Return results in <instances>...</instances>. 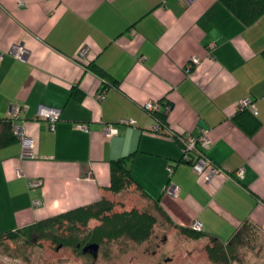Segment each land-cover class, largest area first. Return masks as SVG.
<instances>
[{
    "label": "crops",
    "instance_id": "crops-1",
    "mask_svg": "<svg viewBox=\"0 0 264 264\" xmlns=\"http://www.w3.org/2000/svg\"><path fill=\"white\" fill-rule=\"evenodd\" d=\"M24 1L0 0V118L17 128V140L0 147V243L61 212L123 199L109 189V163L123 156L128 188L157 204L176 232L199 219L204 240L226 244L245 225L264 233V14L246 25L220 0ZM15 43L28 49L24 60L8 53ZM192 55L200 62L186 72ZM242 98L257 110L251 133L235 121ZM147 100L161 104L164 133L151 131L158 118L144 110ZM40 106L60 110L53 130ZM107 123L117 133L105 136ZM168 130H205L208 156L229 174L205 182ZM21 135L33 139V157H21ZM239 167L242 177L232 174ZM38 178L31 190L28 180ZM169 181L177 196L163 191Z\"/></svg>",
    "mask_w": 264,
    "mask_h": 264
},
{
    "label": "rangeland",
    "instance_id": "rangeland-1",
    "mask_svg": "<svg viewBox=\"0 0 264 264\" xmlns=\"http://www.w3.org/2000/svg\"><path fill=\"white\" fill-rule=\"evenodd\" d=\"M122 194L123 199L114 198L116 205L113 211H120L125 204H118L129 200L133 202V205H128L130 209L136 207L144 210L150 206L133 189L125 188ZM140 202L141 205L136 204ZM99 224V220L90 219L79 231L66 230L63 224L53 232H36L29 239H25L22 234L14 238H2V264H223L213 262L208 257L206 247L212 244L211 239L187 237L161 222L153 226L152 234L145 241L135 242L124 234L103 241L99 244L97 257L83 253L75 246L52 241L55 234L67 236L73 233L83 238ZM241 230V243L233 246L226 264H264V233L251 226Z\"/></svg>",
    "mask_w": 264,
    "mask_h": 264
},
{
    "label": "trees",
    "instance_id": "trees-1",
    "mask_svg": "<svg viewBox=\"0 0 264 264\" xmlns=\"http://www.w3.org/2000/svg\"><path fill=\"white\" fill-rule=\"evenodd\" d=\"M220 1L246 25L253 23L264 14V0ZM156 115L159 121H164L160 113L157 112L155 116ZM246 115L250 117L249 121H244L242 119V116ZM235 121L248 133L253 132L258 126V122L248 109H239V112L235 116ZM16 140L17 135L14 129V120L12 118H0V147ZM128 160V156H123L113 159L109 163V189L115 193L128 188L133 182L130 170L127 166ZM115 203L116 201L103 197L93 203L78 206L46 219L39 220L34 224L24 227L20 231L8 232L1 237L14 238L16 235L22 234L25 239H29L32 234L36 232L43 234H46V231L53 232L56 227L59 228L63 224H65L66 230L79 231V228L85 227L90 219L99 220L100 224L90 229L83 238H78V236L73 233L67 236L55 234V236L52 237V241L62 242L64 245H72L75 246L77 250H82L85 244L92 242L100 244L105 240L123 234L135 242L145 241L152 234V229L155 224H160V222L164 224L168 223V216H165V214L161 212L162 210L157 204H151L149 208L144 210H138L136 207H133L130 210L113 211V207L116 205ZM241 229L226 244L216 238H210L212 244L206 247L208 257L213 262L226 264L233 246L237 245V243H241ZM178 231L180 234L187 237H201L203 232L194 230L191 227H178Z\"/></svg>",
    "mask_w": 264,
    "mask_h": 264
},
{
    "label": "built area",
    "instance_id": "built-area-1",
    "mask_svg": "<svg viewBox=\"0 0 264 264\" xmlns=\"http://www.w3.org/2000/svg\"><path fill=\"white\" fill-rule=\"evenodd\" d=\"M184 1H191V0H184ZM18 5H25L24 0H17ZM86 52V48H82L80 53L84 55ZM8 53L13 55L15 58L19 60H24L28 54V49L26 48L24 43H15L13 44ZM4 53L0 52V60L3 58ZM144 57L142 56L141 59ZM200 59L196 55L190 56L188 63L186 65V72H190L193 66L199 64ZM102 94H98V97H101ZM239 109H248L253 114L257 113L255 104L252 99L250 98H242L239 101ZM161 104L158 101L154 100H147L143 104V108L146 112L154 115L156 112L160 110ZM24 107L21 105H13L12 112L14 116H19ZM39 115L48 120L50 128L53 130L55 128V122L57 121L60 110L57 108H47L40 106ZM118 124L124 125H133L135 120L130 118H120L117 121ZM76 126L82 130H88V125L83 122L76 123ZM165 125L161 121H156L151 126V131L155 133H164ZM17 128H15V131ZM104 133L105 136L109 137L115 133H117L116 124L107 123L104 125ZM166 135L170 138L177 139L179 141L180 149H181V160L187 162L190 165L191 170L201 176L205 182H209L216 174L219 173H226L229 174L228 170L224 167L219 166L216 164L207 154V150L210 147L211 140L205 130H201L198 134H193L191 132H183L178 133L173 130H168ZM21 157H33L34 156V141L32 138L28 136L21 135ZM167 170L169 173L172 172L173 166L168 165ZM17 173H21V169H16ZM244 172L243 167H239L237 170L232 172L237 177H242ZM42 184L41 179H31L28 180V187L31 190H36ZM163 191L169 195L177 196L180 192V188L178 185L174 184L173 182L169 181L165 184ZM34 206H38L41 204V200L34 198L32 200ZM192 229L203 231V223L199 219H195L191 226Z\"/></svg>",
    "mask_w": 264,
    "mask_h": 264
},
{
    "label": "water",
    "instance_id": "water-1",
    "mask_svg": "<svg viewBox=\"0 0 264 264\" xmlns=\"http://www.w3.org/2000/svg\"><path fill=\"white\" fill-rule=\"evenodd\" d=\"M98 251H99V244L95 243V242L85 244L82 247V252L83 253H89L93 257H97Z\"/></svg>",
    "mask_w": 264,
    "mask_h": 264
}]
</instances>
